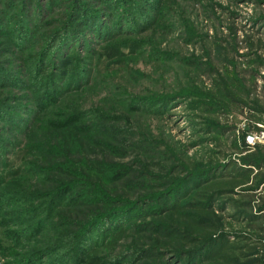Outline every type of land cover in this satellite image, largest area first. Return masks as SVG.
Segmentation results:
<instances>
[{"label":"rangeland","instance_id":"rangeland-1","mask_svg":"<svg viewBox=\"0 0 264 264\" xmlns=\"http://www.w3.org/2000/svg\"><path fill=\"white\" fill-rule=\"evenodd\" d=\"M260 122L264 0H0V264H186L174 206L264 243Z\"/></svg>","mask_w":264,"mask_h":264},{"label":"trees","instance_id":"trees-1","mask_svg":"<svg viewBox=\"0 0 264 264\" xmlns=\"http://www.w3.org/2000/svg\"><path fill=\"white\" fill-rule=\"evenodd\" d=\"M123 8V5L119 7L121 10ZM79 13H81V9ZM88 21L85 22L81 19V26L87 27L90 24ZM250 162L245 164L248 166L242 168L234 167L231 164V169L228 172L230 178L224 184L232 188L253 181L255 175H253V170L249 165L253 166L254 161ZM262 178L263 182L264 175ZM185 209H190L193 215L189 216L182 213L181 211ZM172 212L178 215V222L184 228L181 235L177 237L178 243L185 245L191 242V239L194 240L192 244L196 243L193 250L188 253L190 258L185 260L186 264H188L190 259L199 263L212 261L220 262L221 264H234L237 260L248 258L250 255L256 257L252 259L250 264H264V243L255 242L248 236L243 237L240 241H230L224 235L217 236L216 233H207L205 224L198 220L199 217L209 215V212L204 207L194 205L178 208L174 206ZM122 234L123 231L120 230L117 232L116 237H121Z\"/></svg>","mask_w":264,"mask_h":264},{"label":"built area","instance_id":"built-area-1","mask_svg":"<svg viewBox=\"0 0 264 264\" xmlns=\"http://www.w3.org/2000/svg\"><path fill=\"white\" fill-rule=\"evenodd\" d=\"M243 140L249 148L264 145V122L253 123L252 129L248 128L245 131Z\"/></svg>","mask_w":264,"mask_h":264}]
</instances>
